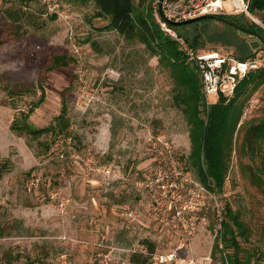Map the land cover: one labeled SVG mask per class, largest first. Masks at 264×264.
<instances>
[{"label":"rangeland","instance_id":"rangeland-1","mask_svg":"<svg viewBox=\"0 0 264 264\" xmlns=\"http://www.w3.org/2000/svg\"><path fill=\"white\" fill-rule=\"evenodd\" d=\"M222 5L219 12H243L263 31L209 19L196 31L182 28L200 33L195 49L264 54V10ZM8 9L23 11L19 32ZM94 13L92 1L0 0V264H222L211 248L225 201L252 228L242 245L264 249V202L238 172L236 151L222 191L203 187L167 70L141 42L103 29L108 19ZM55 54L66 58L48 69ZM40 80L45 98L30 121H54L64 94L69 123L66 135L39 136L53 138L46 152L9 128L38 98ZM20 81L28 88L8 95ZM255 92L250 117L264 112V91ZM169 252L174 257L160 262Z\"/></svg>","mask_w":264,"mask_h":264},{"label":"trees","instance_id":"trees-1","mask_svg":"<svg viewBox=\"0 0 264 264\" xmlns=\"http://www.w3.org/2000/svg\"><path fill=\"white\" fill-rule=\"evenodd\" d=\"M21 1L26 2V0ZM81 1H92L95 4L94 14L108 19L102 26L103 29L115 30L126 40L141 42L151 55H156L158 64L167 70L172 81L173 103L180 107L188 124L190 149L187 157L200 184L210 191L221 192L231 164L232 151L235 150L238 157V172L259 191L264 202V112L243 120L237 127L248 97L258 87L264 91V65L245 72L238 79L229 97L220 94L214 101L205 103L197 70L187 59L179 41L159 26L153 14L152 0ZM246 1L250 12L264 10V0ZM22 12L5 10L8 18L15 24L17 32L22 27L21 15L18 14H23ZM206 14L188 23L168 22V26L194 49L203 45L199 37L200 33L189 35L182 28L192 26L196 31L197 24L206 23L209 19L219 20L250 33L263 31L255 22L246 23V15L243 12ZM248 55H238V57L244 58ZM65 58L64 55L55 54L48 69L62 64ZM42 82V80L39 82L41 91L38 98L31 101L27 109H19L9 124V128L17 134L35 139V148L38 152H46L53 139H39V136L48 133L54 138L61 134L66 135L69 126L64 94L60 112L54 117V121L43 126H36L30 121V114L45 98ZM27 88V83L20 81L10 84L6 88V93L13 96ZM6 164L3 163L2 166ZM220 213V227L215 233L211 252L221 253L222 264H257L264 260V249L256 245L250 247L242 245V241H248L252 228L243 218L241 210L233 207L229 201H225ZM260 235L264 239V221L260 227ZM15 257L10 254L5 256L8 262Z\"/></svg>","mask_w":264,"mask_h":264},{"label":"built area","instance_id":"built-area-1","mask_svg":"<svg viewBox=\"0 0 264 264\" xmlns=\"http://www.w3.org/2000/svg\"><path fill=\"white\" fill-rule=\"evenodd\" d=\"M223 1H228L235 10L248 11L247 1L244 0H241L240 4H237L234 0H155L153 4V14L159 26L179 41L187 59L197 70L205 103L214 101L220 94L229 97L232 95L238 79L245 72L264 65V54L258 50L253 51L252 55L244 58L234 56L228 51L219 52L215 50L200 53L189 46L181 37H178L175 31L168 26V20H183L200 14L219 12L223 8ZM159 5H161V13ZM256 101L255 92L246 100L237 126L241 124L245 116L250 117L253 114L251 110ZM173 257L174 253L169 252L160 257V262L170 260Z\"/></svg>","mask_w":264,"mask_h":264},{"label":"water","instance_id":"water-1","mask_svg":"<svg viewBox=\"0 0 264 264\" xmlns=\"http://www.w3.org/2000/svg\"><path fill=\"white\" fill-rule=\"evenodd\" d=\"M159 11L161 13V5H159ZM207 14H200L198 16H195V17H191V18H187V19H183V20H168L169 23H172V24H183V23H188V22H191L193 20H197L199 18H202L204 16H206Z\"/></svg>","mask_w":264,"mask_h":264},{"label":"bare ground","instance_id":"bare-ground-1","mask_svg":"<svg viewBox=\"0 0 264 264\" xmlns=\"http://www.w3.org/2000/svg\"><path fill=\"white\" fill-rule=\"evenodd\" d=\"M237 4L241 3V0H234Z\"/></svg>","mask_w":264,"mask_h":264}]
</instances>
